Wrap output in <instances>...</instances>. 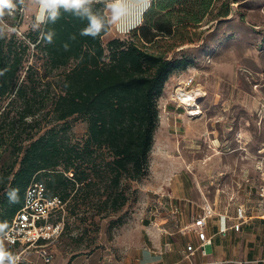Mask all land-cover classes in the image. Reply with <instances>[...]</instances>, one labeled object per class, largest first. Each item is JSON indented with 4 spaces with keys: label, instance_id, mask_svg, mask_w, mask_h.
<instances>
[{
    "label": "trees",
    "instance_id": "trees-1",
    "mask_svg": "<svg viewBox=\"0 0 264 264\" xmlns=\"http://www.w3.org/2000/svg\"><path fill=\"white\" fill-rule=\"evenodd\" d=\"M215 1L149 0L140 24L106 46L107 0L83 6L102 22L95 35L85 33L88 16L61 0L22 37L0 26V239L33 180L67 204L99 191L102 207L125 204L122 179L148 170L165 82L191 63L175 53L204 36ZM74 117L86 122L82 139L71 134Z\"/></svg>",
    "mask_w": 264,
    "mask_h": 264
},
{
    "label": "rangeland",
    "instance_id": "rangeland-1",
    "mask_svg": "<svg viewBox=\"0 0 264 264\" xmlns=\"http://www.w3.org/2000/svg\"><path fill=\"white\" fill-rule=\"evenodd\" d=\"M55 1L57 0H12L14 7L6 15L0 16V26L22 37L23 33L40 26L47 10ZM222 1L224 0L215 1L212 12L204 20L208 27L204 36L175 53L177 56L185 55L191 63L168 79L161 100L162 114L166 119L170 118L168 127L172 145L161 150L154 143L149 157L150 167L151 162L152 166L158 162L160 151L168 158L177 157L183 162L186 177L199 195V200H194V216L201 211L200 206L204 202L201 191L212 186L208 174L226 171L223 178L228 175L227 182L225 178L215 181L226 185L232 177L241 174L242 170L252 169L251 158L240 159V154L243 153L236 149L237 134L241 135L242 143L250 152H256L264 141V0H230L228 16L218 19L215 18V12ZM148 2L149 0H107L105 12L110 31L102 37L104 46L114 34L123 38L128 36V31L140 22ZM17 4H20L19 7ZM12 10L18 11L11 12ZM11 23L17 25L11 26ZM190 77L194 78L192 87L201 88L205 94L198 99L201 112L194 118L187 116L182 107L176 106L173 98L175 89L186 88V80ZM68 122L73 138L82 139L86 134V122L78 117L70 118ZM227 146L233 151L227 149ZM232 170L236 171L234 176ZM148 171L149 166L143 179ZM121 188L127 200L116 211L100 205L98 198L102 200L105 195L99 196V191L92 194L93 198L88 201H80L79 198V202H75L70 199L63 215L64 229L67 226V233L73 231L70 237L75 238L74 234L79 232L77 228L81 227L82 237L86 241L93 239L97 244L96 248L101 254L98 264H102V260H106L108 264L121 262L124 257L120 245H113V237L119 235L123 223L136 211L139 194L132 188L129 179H122ZM206 197L209 202L213 199L212 188ZM255 202L256 199L252 198L251 203ZM248 214L251 219L243 225L242 232L213 235L212 245L221 243L225 255L220 258L210 257L209 260H221L222 263L218 264H264V221L256 217V212L252 209ZM212 221L217 223L213 225ZM212 221L206 228L209 235V229L215 226V232L219 222L216 219ZM1 245L0 251L4 253L12 254L20 249L8 247L4 240ZM29 250L34 252V248ZM206 254L207 257L213 255L211 245L206 246ZM6 259L12 260L11 257ZM20 264L28 263L20 258ZM179 264L186 263L183 261Z\"/></svg>",
    "mask_w": 264,
    "mask_h": 264
},
{
    "label": "crops",
    "instance_id": "crops-1",
    "mask_svg": "<svg viewBox=\"0 0 264 264\" xmlns=\"http://www.w3.org/2000/svg\"><path fill=\"white\" fill-rule=\"evenodd\" d=\"M109 31L110 28L106 33ZM115 37L122 36L114 34L108 40ZM175 74L176 72L172 75ZM171 76L168 78L169 80ZM165 85L158 99L159 120L154 130L152 144V147L154 143L157 144L161 150L172 145L168 127L170 118L166 119L160 108ZM183 168L184 164L179 158H168L163 151H160L158 162L153 166L151 162V167L149 164V171L145 179L142 176L139 179L131 180V186L139 194V200L135 206L136 211L123 223L119 235L113 237V245L115 247L116 244L120 245L124 257L121 262L115 261L112 264H179L185 262L183 255L186 244L196 243L194 232L190 230L189 226L196 211L194 200H199V195L192 182L189 183ZM226 180H229L228 175L225 176ZM152 195H156V197L154 196V198ZM143 198L145 199L144 203ZM177 208L179 211L175 212ZM213 223L217 222L212 221L211 224ZM214 229L215 226L209 229L210 235L215 233ZM77 230L79 232L74 234L75 238L70 237L73 231L67 233L66 226L61 236L49 245L53 257L48 263L43 261L37 250H34L33 253L29 249L25 250L20 253V258L28 264H98L101 254L100 250L96 248L97 244L93 239L86 241L85 237H82L81 227ZM228 233L236 234L238 232L229 231ZM2 240L0 239V247H2ZM211 246L212 256L196 254L194 260L200 264L221 261L209 259L225 255L222 244L217 243L215 246L211 244ZM8 247L19 248L9 244ZM16 253L17 251L12 254L7 253L3 258H12ZM102 264L108 263L106 260H102Z\"/></svg>",
    "mask_w": 264,
    "mask_h": 264
},
{
    "label": "built area",
    "instance_id": "built-area-1",
    "mask_svg": "<svg viewBox=\"0 0 264 264\" xmlns=\"http://www.w3.org/2000/svg\"><path fill=\"white\" fill-rule=\"evenodd\" d=\"M193 83L194 78H188L185 83L186 88H177L181 91L179 96L175 95L176 89L173 95L176 106L182 107L190 118H194L201 112L200 100L197 101V107L190 110L181 103L185 97L189 99L193 95L195 90L192 87ZM235 139L238 143L236 149L244 154V156L240 154V159L251 158L252 169H244L241 174L237 175H235L236 171L232 170L233 176H235L226 185L215 183V181L225 178L223 176L226 171H218L215 175L208 174L212 186L201 191L204 200L200 206L201 211L193 216L189 226L190 230L194 232L196 243H187L185 246L183 259L186 264H200L194 260V256L196 254L207 255L206 246L212 244L213 235H226L229 231L241 232L243 225L251 219L248 214L250 209L256 212V217L264 221V141L256 152H250L242 143L241 135L237 134ZM226 148L233 151L230 146ZM210 188L213 189L214 197L209 202L206 195L210 193ZM252 198L256 199L255 203H251ZM66 205L67 201L62 200L59 196L49 197L47 188L42 181L33 180L25 189L21 208L16 212L9 228L2 235L4 241L11 246H18L20 250L13 255L11 261L0 257V263L20 264V253L30 248L37 250L45 263L50 262L53 256L49 245L57 240L64 231L63 215L66 212ZM175 212H178V209ZM58 216L60 218H57ZM213 219L219 222L215 233L209 235L206 228ZM227 261L232 262L233 260ZM216 263L222 262L213 261L209 264Z\"/></svg>",
    "mask_w": 264,
    "mask_h": 264
},
{
    "label": "clouds",
    "instance_id": "clouds-1",
    "mask_svg": "<svg viewBox=\"0 0 264 264\" xmlns=\"http://www.w3.org/2000/svg\"><path fill=\"white\" fill-rule=\"evenodd\" d=\"M67 3L69 4V6L74 7L77 10L83 11V13L88 16V18L90 20V26H89V28L85 29L86 34L95 35L97 32L100 31V29L102 27V22L97 17L90 14L89 8L83 7L86 4H91L92 0H80L79 4L73 3V0H68ZM5 7L9 8V9L13 8L14 5L12 4V0H0V16L3 15V8H5ZM54 18H55V16L53 15V19ZM5 255L6 254L3 251H0V257H3Z\"/></svg>",
    "mask_w": 264,
    "mask_h": 264
},
{
    "label": "bare ground",
    "instance_id": "bare-ground-1",
    "mask_svg": "<svg viewBox=\"0 0 264 264\" xmlns=\"http://www.w3.org/2000/svg\"><path fill=\"white\" fill-rule=\"evenodd\" d=\"M198 87V86H197ZM181 91L179 90V89H176V91H175V95H177V96H179V93H180ZM205 96V94H204V92L202 91V89L201 88H196L195 90H194V93H193V95L189 98V99H187L186 97L181 101V103L183 104H185L186 105V107H187V109L188 110H190V109H193V108H195V107H197V100L199 99V98H202V97H204Z\"/></svg>",
    "mask_w": 264,
    "mask_h": 264
},
{
    "label": "snow or ice",
    "instance_id": "snow-or-ice-1",
    "mask_svg": "<svg viewBox=\"0 0 264 264\" xmlns=\"http://www.w3.org/2000/svg\"><path fill=\"white\" fill-rule=\"evenodd\" d=\"M61 2L67 3L68 0H61ZM80 0H73V3L79 4Z\"/></svg>",
    "mask_w": 264,
    "mask_h": 264
}]
</instances>
